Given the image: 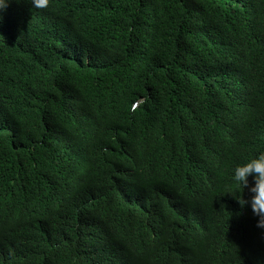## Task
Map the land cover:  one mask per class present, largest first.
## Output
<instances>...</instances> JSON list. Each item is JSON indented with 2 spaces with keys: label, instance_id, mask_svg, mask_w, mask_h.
Here are the masks:
<instances>
[{
  "label": "trees",
  "instance_id": "obj_1",
  "mask_svg": "<svg viewBox=\"0 0 264 264\" xmlns=\"http://www.w3.org/2000/svg\"><path fill=\"white\" fill-rule=\"evenodd\" d=\"M261 151L264 0L3 13L0 264H264L230 194ZM203 227L223 236L208 259Z\"/></svg>",
  "mask_w": 264,
  "mask_h": 264
},
{
  "label": "clouds",
  "instance_id": "obj_2",
  "mask_svg": "<svg viewBox=\"0 0 264 264\" xmlns=\"http://www.w3.org/2000/svg\"><path fill=\"white\" fill-rule=\"evenodd\" d=\"M12 2L13 0H0V21L3 20V13ZM30 3L32 7L42 9L48 6L49 0H30ZM249 177L252 178L251 183ZM232 180L237 191L235 194H230L233 195L241 209L246 205L250 207L253 216L257 218L256 227L262 230L261 235L264 236V151L237 164L232 170ZM245 188L249 193L247 199L243 197ZM175 224L180 226L177 223ZM175 224L173 225L177 227ZM203 231L206 233L208 240L193 252L197 257L205 259L206 256V259H208L211 250L220 246L223 236L218 227H203Z\"/></svg>",
  "mask_w": 264,
  "mask_h": 264
}]
</instances>
